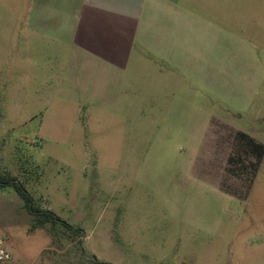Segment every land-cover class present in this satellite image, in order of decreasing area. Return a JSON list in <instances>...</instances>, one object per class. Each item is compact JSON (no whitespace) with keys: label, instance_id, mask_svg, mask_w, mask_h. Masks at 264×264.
I'll use <instances>...</instances> for the list:
<instances>
[{"label":"rangeland","instance_id":"rangeland-1","mask_svg":"<svg viewBox=\"0 0 264 264\" xmlns=\"http://www.w3.org/2000/svg\"><path fill=\"white\" fill-rule=\"evenodd\" d=\"M8 3L0 0V173L84 237L64 238L58 226L29 232L31 217L6 188L0 264H264V150L240 157L249 170L237 187L220 185L203 151L213 142L203 115L225 107L177 106L164 123L145 103L127 107L114 102L119 93L72 83L66 56L26 49ZM230 121L264 145L261 101Z\"/></svg>","mask_w":264,"mask_h":264},{"label":"crops","instance_id":"crops-1","mask_svg":"<svg viewBox=\"0 0 264 264\" xmlns=\"http://www.w3.org/2000/svg\"><path fill=\"white\" fill-rule=\"evenodd\" d=\"M8 2L26 49L66 56L72 83L119 93L114 102L127 107L145 103L164 123L177 106L225 107L203 115L220 185L237 187L249 170L240 157L263 152L230 120L264 105V0Z\"/></svg>","mask_w":264,"mask_h":264},{"label":"trees","instance_id":"trees-1","mask_svg":"<svg viewBox=\"0 0 264 264\" xmlns=\"http://www.w3.org/2000/svg\"><path fill=\"white\" fill-rule=\"evenodd\" d=\"M6 188H11L13 190L16 196L20 199L23 210L31 217L29 232L45 229L46 226H50L49 232L53 235L55 228L58 226L62 229L61 234L64 235V238L75 237L79 239L80 244L82 243L84 234L79 228L67 224L50 211L42 210L37 207L32 196L20 181L9 174L0 173V191L5 190ZM79 251L82 254V248H80ZM90 260L92 264H109L96 260L94 256H90Z\"/></svg>","mask_w":264,"mask_h":264}]
</instances>
